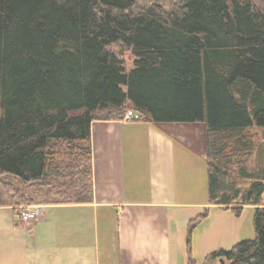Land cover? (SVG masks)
<instances>
[{"label":"trees","instance_id":"obj_1","mask_svg":"<svg viewBox=\"0 0 264 264\" xmlns=\"http://www.w3.org/2000/svg\"><path fill=\"white\" fill-rule=\"evenodd\" d=\"M128 110L204 122L207 203L254 238L203 264H264V0H0V206L93 201L90 124Z\"/></svg>","mask_w":264,"mask_h":264},{"label":"crops","instance_id":"obj_2","mask_svg":"<svg viewBox=\"0 0 264 264\" xmlns=\"http://www.w3.org/2000/svg\"><path fill=\"white\" fill-rule=\"evenodd\" d=\"M192 122L93 120V201L39 205V217L27 224L31 258L41 264H181L184 225L207 205L186 180V173L197 172L195 154L202 156ZM202 157L206 166L205 149ZM91 220L93 247L86 238ZM234 231L230 226L224 233L235 239Z\"/></svg>","mask_w":264,"mask_h":264},{"label":"rangeland","instance_id":"obj_3","mask_svg":"<svg viewBox=\"0 0 264 264\" xmlns=\"http://www.w3.org/2000/svg\"><path fill=\"white\" fill-rule=\"evenodd\" d=\"M144 1V0H142ZM126 58V67L128 70H131L133 66L134 56L131 52H125L124 54ZM194 124V128L192 129L193 133L198 137H201V141L196 142L197 146L201 145V154L204 155V143H205V135L204 122H192ZM257 129L260 131V127L255 126L252 130ZM261 133V131H260ZM262 133H264L262 131ZM203 144V146H202ZM200 154V156H201ZM195 165L198 167L194 168L197 172L193 174L187 175V181L192 183L194 187L197 189V192L200 196L199 199L206 202V207H209L208 216L204 218L202 221L198 222L196 226L192 229L191 234L189 236V228L188 224L192 218H195L198 213H200L204 208H199L196 214L192 213L191 218L186 221L184 225V230L180 235V247H179V262L181 264H187V258L191 255L195 264H203L205 257L215 250H219L220 248L228 249L235 242L242 241L243 239H252L254 238V225H253V208L249 205H245L242 208L240 214H235V212L231 209H225L222 207H215L213 204L207 203V169L202 162L204 158L197 157ZM194 156V155H193ZM205 198V199H203ZM200 200V201H201ZM30 210H38L39 205H28ZM41 206V205H40ZM46 213H50L52 208H41ZM39 217V213L37 211V219ZM18 215L15 213L12 208H7L6 206H0V264H41L36 262V257L31 258V251L33 241L30 239V234L27 231V224L32 221H24L25 223H18ZM42 219H38V223L41 230L45 229L44 226L47 224H42L40 221ZM230 225H229V224ZM18 225V226H17ZM230 226L235 228L232 236H237L232 239L227 238V234L224 231H227ZM94 221L91 220L88 223L87 230L89 233L86 234V238L92 246L95 240V231H94ZM89 235V236H88ZM188 237L190 240V244L188 243ZM93 247V246H92ZM29 249L31 251H29ZM102 249V248H101ZM31 261V262H30Z\"/></svg>","mask_w":264,"mask_h":264},{"label":"built area","instance_id":"obj_4","mask_svg":"<svg viewBox=\"0 0 264 264\" xmlns=\"http://www.w3.org/2000/svg\"><path fill=\"white\" fill-rule=\"evenodd\" d=\"M140 113H138L135 110H128L126 113H124V116L122 119L124 120H133L140 118ZM17 209V215L19 220L21 221H32L37 217V211L30 210L28 205H20Z\"/></svg>","mask_w":264,"mask_h":264}]
</instances>
